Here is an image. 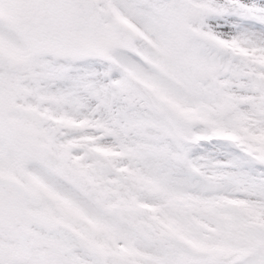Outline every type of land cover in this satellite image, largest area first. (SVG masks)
<instances>
[{
	"label": "snow or ice",
	"instance_id": "1",
	"mask_svg": "<svg viewBox=\"0 0 264 264\" xmlns=\"http://www.w3.org/2000/svg\"><path fill=\"white\" fill-rule=\"evenodd\" d=\"M0 264H264V0H0Z\"/></svg>",
	"mask_w": 264,
	"mask_h": 264
}]
</instances>
